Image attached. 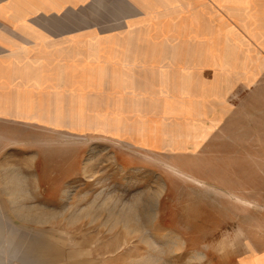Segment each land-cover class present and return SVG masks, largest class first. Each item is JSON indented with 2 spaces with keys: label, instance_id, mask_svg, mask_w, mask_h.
Returning a JSON list of instances; mask_svg holds the SVG:
<instances>
[{
  "label": "rangeland",
  "instance_id": "obj_1",
  "mask_svg": "<svg viewBox=\"0 0 264 264\" xmlns=\"http://www.w3.org/2000/svg\"><path fill=\"white\" fill-rule=\"evenodd\" d=\"M157 4L158 16L147 0L142 15L117 31H125L123 41L109 43L157 44L173 48H159V58H189L220 101L207 139L164 154L92 137L94 109L107 102L96 99L95 108L79 98L84 115H74L71 130L69 115H61V129L30 137L39 146L25 154L7 147L0 156V264H264V115L253 129H231L234 98L228 76L217 71L229 68L217 67L221 58L246 50L217 45L207 22L203 33L176 35L170 45L152 41L151 20L165 10Z\"/></svg>",
  "mask_w": 264,
  "mask_h": 264
},
{
  "label": "crops",
  "instance_id": "obj_2",
  "mask_svg": "<svg viewBox=\"0 0 264 264\" xmlns=\"http://www.w3.org/2000/svg\"><path fill=\"white\" fill-rule=\"evenodd\" d=\"M158 1L165 10L162 20H151L152 41L170 45L176 35L203 33L207 22L217 45L246 50L241 57L221 58L217 67L229 68L217 71L228 76L229 98H234L230 128L253 129L258 115H264V0H194L191 6L189 0H180V9L173 5L175 0H154V16ZM207 2L217 10L206 9ZM146 4L0 0V156L7 147H20L25 154L30 146H39L30 137H44L47 127L61 129V115H69L71 130L74 115H84L77 110L79 98L94 107L96 99L107 102L103 109H94L100 115L93 119L98 124L88 128L92 137H110L140 151L164 154L207 139L208 123L214 120L211 108L217 103L218 113L220 101L213 100L214 90L207 88L189 58H159V48H173L157 44L109 43L123 41L125 31H117L126 28L127 20L140 17ZM97 39L106 45H93ZM256 49L262 58L252 54Z\"/></svg>",
  "mask_w": 264,
  "mask_h": 264
}]
</instances>
